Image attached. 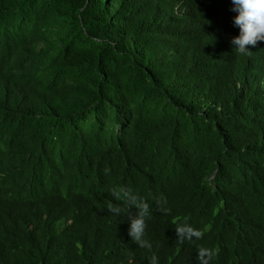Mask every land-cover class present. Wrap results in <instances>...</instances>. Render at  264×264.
<instances>
[{
	"label": "trees",
	"instance_id": "obj_1",
	"mask_svg": "<svg viewBox=\"0 0 264 264\" xmlns=\"http://www.w3.org/2000/svg\"><path fill=\"white\" fill-rule=\"evenodd\" d=\"M231 8L0 0V264H264V41L232 50Z\"/></svg>",
	"mask_w": 264,
	"mask_h": 264
},
{
	"label": "clouds",
	"instance_id": "obj_2",
	"mask_svg": "<svg viewBox=\"0 0 264 264\" xmlns=\"http://www.w3.org/2000/svg\"><path fill=\"white\" fill-rule=\"evenodd\" d=\"M231 10L236 13L232 18L233 25L239 29V34L230 40L232 50L239 54H246L250 52L247 46L264 41V0H232ZM103 171L108 174L110 169L105 167ZM112 195L125 207L110 203L108 210L119 215L134 207L136 212L134 216H131L128 233L131 239L141 247H150L144 239L146 220L150 216L149 204L128 188L114 187ZM151 264H156L155 256L152 257Z\"/></svg>",
	"mask_w": 264,
	"mask_h": 264
}]
</instances>
